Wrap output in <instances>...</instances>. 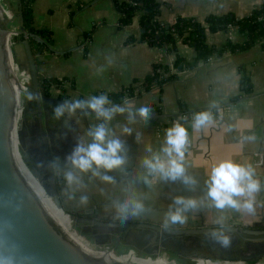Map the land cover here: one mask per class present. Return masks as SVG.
<instances>
[{"label":"crops","instance_id":"obj_1","mask_svg":"<svg viewBox=\"0 0 264 264\" xmlns=\"http://www.w3.org/2000/svg\"><path fill=\"white\" fill-rule=\"evenodd\" d=\"M86 5L78 10L79 0H33L34 26L51 32L53 42L38 56L39 73L49 79L61 81L60 87H52L56 95L64 94L67 99L88 101L93 96L126 92L129 87L144 88L141 82L154 71L156 64L174 65L176 54L188 61L194 60V48L179 40L175 50L152 46L139 41L142 27L139 18L124 28L119 27V12L113 0H84ZM164 23L173 24L179 17H193L200 21L212 14L233 13L238 17L249 15L260 7L263 0H158ZM134 37V42H128ZM228 38L233 42L244 41L237 32L218 31L207 34V43L220 47ZM264 39L251 49L231 52L223 56H212L209 62L200 63L195 68L177 76L158 91L139 94L122 103L125 113H137L148 104L162 109V113H183L182 104L188 113L178 119L148 118L134 120L114 118L105 122L96 114L85 115L80 110L57 119L51 114L49 136L53 159L60 158V168H66L65 158L76 147L77 142L91 143L89 131L100 124L110 130V137L118 138L126 148V162L117 170L102 175L113 177L114 182H104L93 177L91 172L76 175L79 186L69 189L63 172L56 174L59 181V199L71 214H86L92 210L95 217L104 220L118 219V205L125 201L138 200L145 211L129 219L148 221L164 225L167 213L175 210L173 201L177 197L194 199L199 207L185 213L187 222L178 224L185 227L189 222L205 226H221L230 220L243 222L248 227L264 224ZM248 77L252 93L246 94L242 77ZM134 89V92H135ZM55 95V94H54ZM258 95V98L251 96ZM241 96L232 103V98ZM109 99V97H108ZM109 105H117L110 101ZM218 109V116L215 110ZM195 110L209 112L212 122L193 128ZM155 113V112H153ZM87 122L90 128L87 126ZM177 123L187 129L189 143L183 164L186 175L195 180L185 184L182 180H166L159 173L149 174L144 166L145 159L163 153L167 130ZM127 127L131 131L125 133ZM259 158V159H258ZM231 160L254 170L253 178L261 183V192L256 195L255 214H248L226 208L218 210L208 198L207 182L211 170L220 162ZM262 176L263 178H260ZM147 178L148 183H145ZM74 193L69 198V193ZM88 197L87 205L79 204V197ZM243 199V198H241ZM217 221H221L218 223ZM132 231L130 237H138Z\"/></svg>","mask_w":264,"mask_h":264},{"label":"water","instance_id":"obj_2","mask_svg":"<svg viewBox=\"0 0 264 264\" xmlns=\"http://www.w3.org/2000/svg\"><path fill=\"white\" fill-rule=\"evenodd\" d=\"M10 28L2 23L0 19V264H103L99 259L89 256L74 244L53 219L44 211L38 199L32 190L27 186L19 174L14 162L11 129L16 95L13 88L11 73L9 70V54L5 35L10 32ZM144 29H142V32ZM15 33L14 31H12ZM24 39L21 43L24 46L25 54L28 61V73L31 79V89L38 94L37 111H31L32 114H38L39 138L43 148V158L46 164V170L43 173L37 172L33 163L31 168L34 174L43 184L48 186L47 191L54 199L56 205L68 212L61 204L59 199V181L56 174L48 167L53 160L52 143L49 140L51 135L50 118L53 108L64 102L69 103L76 101L73 99H64L50 95V92L40 89L38 69L36 66V57L40 56L42 49L34 53L29 34L24 26L22 27ZM17 34V33H15ZM33 36V35H31ZM51 91V90H50ZM258 98V95L251 96ZM42 102V103H41ZM124 103L117 105H105V107L118 106L122 107ZM81 112L95 114L90 109H78ZM218 116V109H214ZM29 112V111H27ZM195 115L202 113L201 110H195ZM117 113L114 118H125L134 120L144 118L137 113ZM44 115V117H43ZM183 113H151L153 120L160 119H178ZM44 121V122H43ZM88 128H90L87 122ZM22 153L24 154L23 150ZM259 159V158H258ZM260 178H263L260 176ZM91 213L92 210H89ZM95 213H97L95 211ZM77 221L85 222L91 226L101 229L119 228V232L125 235L128 231H148L152 233L150 242L163 246L164 235H170L171 238L180 235H210L213 231L229 235L231 238L236 235L246 241L253 242L250 245H257L262 238H251L248 235H262L264 229H255L246 226L243 222L230 220V225L222 226H202L200 228H165L164 225L150 222H125L113 223L104 222L93 218H84L78 216ZM168 238V237H167ZM233 239V238H232ZM261 245V242H259ZM259 245V244H258ZM198 259V257H195ZM256 258L249 259L255 260ZM248 260V258H245ZM112 264H120L114 262Z\"/></svg>","mask_w":264,"mask_h":264},{"label":"clouds","instance_id":"obj_3","mask_svg":"<svg viewBox=\"0 0 264 264\" xmlns=\"http://www.w3.org/2000/svg\"><path fill=\"white\" fill-rule=\"evenodd\" d=\"M29 100L37 99L38 94L28 93ZM110 104L106 95L93 96L88 101L76 100L71 103L64 101L53 108V116L57 119L64 116L65 112L69 115L75 114L78 109H90L97 116V119H103L108 122L113 119L117 113H124L125 108L113 106L105 107ZM152 108L145 104L137 110V114L146 120L150 117ZM88 113H85L87 115ZM134 114L129 113L132 117ZM212 122V115L209 112H202L194 117L193 128L200 130L206 124ZM125 133H130V129L125 127ZM110 130L105 124L93 127L88 135L92 138L91 143L84 144L78 141L72 153L65 158L66 168H60V158H54L48 165L54 174L63 172L64 180L69 189L73 185L79 186L80 179L76 172L89 173L93 177H100L104 182H114L113 177L102 175L100 169L110 172L120 169L126 162V148L120 139L110 137ZM189 143L188 131L186 128L177 123L174 127L167 130L166 147L163 153L168 157L165 162L159 155L152 159H145L144 166L149 170V174L159 173L164 179L176 181L182 180L185 184H194L195 180L186 175V169L183 164L184 154ZM254 170L251 166H243L234 163L231 160L220 162L211 170L210 178L207 182L208 198L212 201V206L218 210L226 208L234 209L237 212L244 211L248 214H255L257 207L256 195L261 192V183L253 178ZM145 183H148L145 178ZM74 193H69L72 198ZM243 198V199H241ZM80 205L88 204V197L81 195L79 197ZM170 210L167 213V219L164 227L168 228L170 224H184L187 222L186 212L197 209L200 205L194 199H185L177 197L174 199ZM261 206H264L262 204ZM145 211V206L141 201L131 200L125 201L118 205V212L127 220L129 215L137 216ZM221 223V221H217ZM212 239L220 244L221 247L227 249L231 247L232 238L224 234L223 231L210 233Z\"/></svg>","mask_w":264,"mask_h":264},{"label":"trees","instance_id":"obj_4","mask_svg":"<svg viewBox=\"0 0 264 264\" xmlns=\"http://www.w3.org/2000/svg\"><path fill=\"white\" fill-rule=\"evenodd\" d=\"M113 2L120 15L118 24L120 28L131 24L135 17L139 18V23L142 29H144L139 41L147 42L152 46L165 47L170 51H176L177 42L181 40L195 49L196 57L192 61L186 60L178 53L176 54L174 65L178 69L195 68L202 61L209 62L212 56H223L227 50L240 52L251 49L259 40L264 39V1L260 7L242 18L233 13L212 14L205 21H200L193 17H179L173 24L164 23L160 19L162 10L158 0H113ZM85 5L84 0H79L78 10H81ZM20 9L22 24L29 34L30 45L34 53H37L41 49L42 51L48 49L49 44L53 42V38L48 29L34 26L33 0H20ZM230 25L235 26L237 32L244 37L243 42L235 43L231 38H228L226 43L220 47L207 43L206 39L209 32H230ZM134 41V37L128 39V42ZM39 63L40 60L36 57L40 89L49 92L52 87H60L61 81L41 76L39 73ZM162 71H169V67L163 64H156L153 73L145 77L141 82V86H144L145 90H150L155 83L163 87L164 84L177 77L175 74L163 77L161 76ZM242 86L246 94L252 93V85L248 77H242ZM134 89V87H129L126 89V92L122 91L110 94L108 96L109 101H112L114 104H121L125 93L132 96ZM63 98L66 97L63 96ZM240 98L241 96L233 97L232 103L239 101ZM182 109L183 114L186 115L188 111L183 104ZM152 112L162 113V109L154 106L152 107ZM248 263L254 264L255 260H251Z\"/></svg>","mask_w":264,"mask_h":264},{"label":"rangeland","instance_id":"obj_5","mask_svg":"<svg viewBox=\"0 0 264 264\" xmlns=\"http://www.w3.org/2000/svg\"><path fill=\"white\" fill-rule=\"evenodd\" d=\"M0 3L7 9L9 12V15L11 18H5L2 20V23L7 25L10 30L14 31L15 34L11 40H10V48L12 52V58L14 62V70L11 71L12 75L14 76V80L19 82L23 88L25 89V92L22 94V109L23 115L22 117H19V134L17 135V139L19 140V143L22 146V150L24 152V163L28 170L30 172H34V170L31 168V163H33L34 167L36 168L37 172L43 173L46 170V164L44 162V156H43V148L42 144L40 142L39 133H38V125H37V119L35 118L34 114L31 113V111L36 109V103L37 99L29 100L27 98L28 93L32 92L31 89V79L28 74V61L25 54L24 46L21 43V41L25 38L24 33L22 32V16H21V9H20V0H0ZM7 20V21H6ZM24 37V38H23ZM29 76V78H28ZM35 94V93H34ZM53 94L56 95L55 92ZM29 111V112H27ZM17 154V153H16ZM19 161L22 162V159L20 157ZM22 162V163H23ZM23 163V164H24ZM45 189L47 190L48 186L44 185ZM48 192V191H47ZM62 199H60L61 201ZM67 214V212H65ZM68 215V214H67ZM72 228L75 232L78 233V235L82 238L91 248L98 247V245L105 247L106 245L109 246H116L118 245V241H116V238L114 237H103L99 238L96 236H91L88 234V231L84 234L80 231L79 226L76 227L75 217L72 216ZM141 222H148V221H142ZM152 223V222H151ZM157 224V223H154ZM147 234V233H146ZM148 235V234H147ZM234 239V238H233ZM231 247L227 250L226 253H223V256H230V257H224V258H214L207 255H197L196 257L200 258L198 262H195L191 259H185V258H178L174 252H170V250L164 249L162 254L153 256L155 258H150L151 255L144 254L141 252H138L137 254L140 256H144L146 258L140 259L133 256H125L120 258V260L125 264H200L202 262L204 263H211V264H224V263H241L244 264L245 258H256L254 264H264V242L258 243L257 245H250L248 242H241L240 240H233ZM164 243L167 246H174V243L172 240H168V238L164 235ZM197 243V242H196ZM194 243L192 240L188 241L184 244L186 248H189ZM139 244L134 239H128L127 241H123V244L119 247V252H125L129 249H136V247ZM237 246V249L235 247ZM95 250V249H94ZM212 251H215L213 248H211ZM182 252H185L184 250H181ZM231 251V252H230ZM191 252V251H186ZM202 258V259H201ZM119 259V258H118ZM212 260V261H210ZM197 261V260H196Z\"/></svg>","mask_w":264,"mask_h":264},{"label":"flooded vegetation","instance_id":"obj_6","mask_svg":"<svg viewBox=\"0 0 264 264\" xmlns=\"http://www.w3.org/2000/svg\"><path fill=\"white\" fill-rule=\"evenodd\" d=\"M52 89L53 88H51V91L49 90V92H50L49 94L50 95L55 96V97H59V98H63V96H65L64 94L54 95ZM66 99H67V97H66ZM36 106H37V103H36ZM33 111H37V107ZM34 116L37 119V125H38V114H34ZM43 117H44V115H43ZM19 127H20V125H18L17 135L19 134ZM37 128H38V131H39V127H37ZM14 154H15V158L17 160H19L20 157H21V155H20V153H19V151H18L17 148H14ZM24 165H25V163H24ZM27 170H28V168H27ZM29 173L32 175V173L30 171H29ZM33 179H34V177H33ZM34 180L37 181L36 179H34ZM94 213L87 212L86 214L82 213L81 215L80 214H71L70 215V219H71V222H72L73 221L72 220V216L75 217V222H76L75 225H76V227L79 226L80 231L82 233H84V234L88 231V234L91 235V236H96V237H99V238H103V237H108L109 236V237L116 238V241L119 240L118 241V245H116V246L106 245V246L112 248L113 250H115L117 252L121 251V250H119V248H117V246L119 247L120 245H122L123 244V241H127L128 239H134V240L137 241V243L139 245L136 247V249H134V248L133 249L135 251L137 250L138 252H141V253H144V254H149L152 257L153 256H156V255L162 254V252H163L164 249L170 250V252L172 251V253L174 252V254L178 258L191 259V260H194V261L197 259V258H195L197 255H207V256L214 257V258L230 257V256H223L222 255L223 253H226L225 255H227V252H226L227 249L221 247L220 244L216 243L212 239L211 235H206V234H200V235H195V236L180 235V238H178V237L171 238L170 235H165L166 237H168V240H172L173 243L175 242L174 243V246L173 247L167 246L164 243V241H163V246H159V245H157V243H152V241L150 242V240L152 238V233L151 232H148V231H140L139 230V231H136V232H138L137 233L138 234L137 235L138 237H130V233L132 231H128L127 233H125V235H122V233L119 232V230H120L119 228H111V227L109 228L108 227L106 229L105 228L104 229H101V228H98V227H95V226H91V225H89V224H87L85 222L77 221V219H76L78 216H81V217H84V218H93V219H97V220H100V221L113 222V223L114 222L115 223L141 222L140 220L129 219V218H127V220H124L122 216L120 218H118V219L116 218V219H113V220H107V219L104 220V219H100L98 217H95L94 216ZM225 225H230V224H225ZM202 226H205V225H203L201 223L196 224V223L189 222L187 224V226H185V227H180L178 224H170L169 225V228H194V227L200 228ZM253 228H255V229H261L262 230V229H264V224H260L258 226H253ZM248 236H250L251 238H262V237H264V234L259 235V236H257V235H248ZM232 238H234L233 240H235V241L240 240L241 242H244L243 239L238 238L236 235H233ZM191 240L194 243H196V242L197 243L196 244H193L189 248H186L184 246V244L186 242H188V241H191ZM246 242H248V244H250V243L253 244V242H251V241H246ZM259 242H264V241H259ZM98 247H101V246L98 245ZM211 248H213L215 251H212ZM235 249H237V246L235 247ZM181 250H184L185 252H182ZM187 250L188 251H191V252H186ZM137 251H136V253H137ZM263 253H264V251H263ZM246 258H248V257H246ZM249 259H253V258H248V260H245V261L246 262L251 261ZM200 264H211V263H208V262L207 263H204V262H202ZM224 264H233V263H224ZM236 264H241V263H236Z\"/></svg>","mask_w":264,"mask_h":264},{"label":"bare ground","instance_id":"obj_7","mask_svg":"<svg viewBox=\"0 0 264 264\" xmlns=\"http://www.w3.org/2000/svg\"><path fill=\"white\" fill-rule=\"evenodd\" d=\"M5 18H11L9 15V12L5 7L0 3V19L4 20ZM7 21V20H6ZM15 35L12 31L8 32L5 35L6 43H7V49L9 54V70L12 77L13 82V88L16 95V103L14 106V112H13V119H12V129H11V145H12V151H13V157L14 162L16 164V168L27 184V186L32 190V192L35 194L36 198L38 199L39 203L41 204L44 211L53 219V221L61 228V230L68 236V238L76 244L83 252L88 254L89 256H92L96 259H100L103 264H112L114 262H118L120 264L123 263L120 259H115L112 257L109 253H102L98 252L97 250H94L91 248L83 239L78 235L77 232H75L72 228V222L70 219V216L65 213L64 210L60 209L56 203L54 202V199L50 196V194L47 192L45 187L43 186V182L39 180V178L34 174V172H31L32 175L27 170L26 166L19 160L15 158L14 154V148H17L22 161H24V156L22 153V146L19 143V140L17 139V132H18V123H19V117L23 115L22 108V94L25 92V89L23 86L14 80V76L12 75V72L14 70V62L12 58V52L10 48V40ZM29 74V73H28ZM29 78V76H28ZM24 95V94H23ZM37 181H35L34 179ZM69 216V217H68ZM84 238V237H83ZM236 264V263H233Z\"/></svg>","mask_w":264,"mask_h":264},{"label":"built area","instance_id":"obj_8","mask_svg":"<svg viewBox=\"0 0 264 264\" xmlns=\"http://www.w3.org/2000/svg\"><path fill=\"white\" fill-rule=\"evenodd\" d=\"M264 1V0H263ZM236 30V27L235 26H233V25H230V31L231 32H233V31H235ZM212 58V57H211ZM210 58V59H211ZM210 61V60H209ZM201 63V62H200ZM202 63H206V62H203L202 61ZM169 67V71H162L161 72V76H163V77H166L167 75H169V74H175V75H177V76H179V75H182V74H184V73H186L189 69H178V68H176L175 67V65H171V66H168ZM162 86L161 85H158V84H154V86L150 89V91H158V90H160V88H161ZM145 92H147L144 88H142V90L140 91V88H137V89H135V92H134V94L131 96V95H129V94H127V96H130L129 98H127V99H131V98H133V97H137L139 94H142V93H145ZM93 248V247H92ZM93 249H95V250H97L98 252H102V253H109L112 257H114L115 259H120V258H122V257H125V256H127V255H129V256H133V257H137V258H140V259H144V258H146V257H144V256H140V255H138L137 253H136V251L134 250V249H129V250H127V251H125V252H117V251H115V250H113L112 248H110V247H108V246H106V247H103V246H101V247H95V248H93ZM150 258H155V257H152V256H150ZM202 259V258H201ZM197 260V261H196ZM195 260V262H198L199 260H200V258H198V259H196ZM210 261H212V260H210ZM244 264H249L248 262H243ZM174 264H175V262H174ZM198 264V263H197ZM258 264V263H257Z\"/></svg>","mask_w":264,"mask_h":264}]
</instances>
